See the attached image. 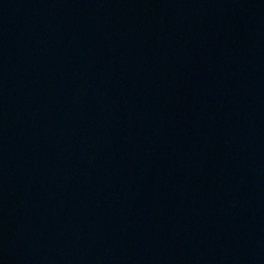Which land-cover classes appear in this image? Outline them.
<instances>
[{
  "label": "water",
  "instance_id": "obj_1",
  "mask_svg": "<svg viewBox=\"0 0 264 264\" xmlns=\"http://www.w3.org/2000/svg\"><path fill=\"white\" fill-rule=\"evenodd\" d=\"M0 264H264V0H0Z\"/></svg>",
  "mask_w": 264,
  "mask_h": 264
}]
</instances>
